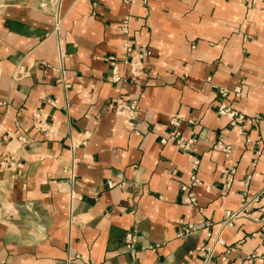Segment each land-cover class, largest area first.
Wrapping results in <instances>:
<instances>
[{
	"label": "crops",
	"instance_id": "1",
	"mask_svg": "<svg viewBox=\"0 0 264 264\" xmlns=\"http://www.w3.org/2000/svg\"><path fill=\"white\" fill-rule=\"evenodd\" d=\"M206 257L264 264V0H0V264Z\"/></svg>",
	"mask_w": 264,
	"mask_h": 264
},
{
	"label": "built area",
	"instance_id": "2",
	"mask_svg": "<svg viewBox=\"0 0 264 264\" xmlns=\"http://www.w3.org/2000/svg\"><path fill=\"white\" fill-rule=\"evenodd\" d=\"M53 2H59V0H51ZM40 7L44 10L48 9V2L43 1L40 3ZM55 17V21H56V25H57V31H58V26L61 23V19L59 17L58 13L54 14ZM123 31H127V21H124L123 24L120 27ZM127 49L129 51L132 50V48L127 44ZM150 54V50L147 49L146 47H142L141 50L139 51V53L137 55H134L131 57L130 60H128L127 62L130 65V70L132 71L134 76H138L140 74V70L142 68V60L145 56ZM65 53H64V46L62 45L61 41H59L57 43V59L58 62L60 64V68L61 70H64L63 68V59H64ZM113 64L116 63L115 59H113ZM115 69H116V65H115ZM113 80H119L120 77L119 76H114L112 77ZM219 92L222 95H226L227 94V89L225 88H220ZM234 92L236 95H240V89L239 88H235ZM115 112L119 115L124 116L131 124L133 123V121L135 120L137 114H138V103L137 100H131V101H120L116 104V108H115ZM219 113L222 115H227L229 117H231L233 120L232 122H234V120L236 119L237 121H241V122H246L248 121L249 123H253L254 119L250 118L247 119V117L243 114V113H239L235 110H233L230 106L226 105V104H221L219 106ZM36 117H39V115H36ZM183 120L182 117L180 116H175L171 119V124L178 126L180 124V122ZM21 140L25 141L24 137H20ZM171 138L174 139L175 143L177 144L178 147L188 150L191 148V144H192V139H186L182 133L180 131H176L171 135ZM76 146L75 141L72 142V148H74ZM198 164V160H194L193 162V166L194 168L197 166ZM199 181L198 177L194 174L191 175V183L196 184ZM182 189L183 191H188V185L184 184L182 185ZM186 202L190 203V204H196L197 202V197L196 194L192 191L187 192V195L185 197ZM228 218L225 222H223L221 224V227H225L228 224L231 223V220L233 219V217L235 215H237V212H228L227 213ZM189 227L185 228L181 233H179V235H183V234H187L189 233ZM137 241V235L135 232L130 231L127 233L126 238H125V244L127 246L128 249L133 250L135 247ZM254 257H257L256 254L253 255ZM210 259L208 257H206L203 261L202 264H210Z\"/></svg>",
	"mask_w": 264,
	"mask_h": 264
}]
</instances>
